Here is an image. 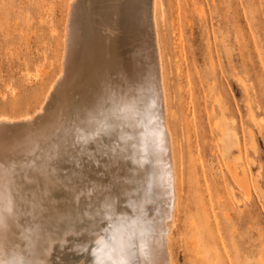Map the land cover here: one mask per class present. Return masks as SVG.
<instances>
[{"label":"bare ground","instance_id":"1","mask_svg":"<svg viewBox=\"0 0 264 264\" xmlns=\"http://www.w3.org/2000/svg\"><path fill=\"white\" fill-rule=\"evenodd\" d=\"M74 2L45 96L56 87L51 108L41 104L35 119L0 115V264H174L178 175L161 0H90L87 36ZM219 106L228 173L249 203L252 193L264 203ZM203 213L201 234L215 247Z\"/></svg>","mask_w":264,"mask_h":264},{"label":"rangeland","instance_id":"2","mask_svg":"<svg viewBox=\"0 0 264 264\" xmlns=\"http://www.w3.org/2000/svg\"><path fill=\"white\" fill-rule=\"evenodd\" d=\"M75 1L87 36L90 0ZM68 2L0 0V115L35 119L41 104L51 108L56 87L45 96L60 68ZM158 30L176 140L174 264H264V203L240 192L216 128L222 104L243 149L238 162L264 188V0H161ZM204 209L215 247L201 234Z\"/></svg>","mask_w":264,"mask_h":264}]
</instances>
